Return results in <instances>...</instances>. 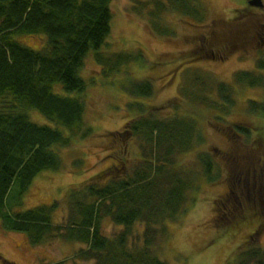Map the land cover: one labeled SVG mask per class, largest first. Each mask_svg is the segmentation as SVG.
<instances>
[{
  "label": "trees",
  "instance_id": "1",
  "mask_svg": "<svg viewBox=\"0 0 264 264\" xmlns=\"http://www.w3.org/2000/svg\"><path fill=\"white\" fill-rule=\"evenodd\" d=\"M113 1L0 0V225L4 231L27 235L33 246L57 238L85 245L75 256L82 261L168 264L160 258L158 249L160 239L168 234V222L186 214L196 202L193 195L199 192L201 179L215 184L223 177L221 166L227 163L229 175L238 174L236 164L240 161L238 155L225 153L226 161L220 165L212 153L201 152L198 168L183 164L184 157L207 142L194 116L180 115L178 106L176 110L165 109L166 116L162 118L150 113L140 101L128 105L137 116L122 131L106 136L113 138V144L137 140L141 149L139 161L132 169L117 163L75 187L65 225L53 222L58 202L25 212L13 211L22 204L21 198L37 176L62 170L59 150H68L75 141L94 135L85 120L86 104L80 98L89 89L80 73L90 53L94 52L104 79L111 81L124 67L143 59L141 53L104 51L111 33ZM133 2L135 11L147 12L153 31L164 37L174 34L165 23L167 13L198 24L208 20L201 0ZM18 36H41L45 44L36 51L18 42ZM220 37L222 34L217 39ZM212 44L206 51H197V57H215L217 52L211 47L216 43ZM257 64L256 70L237 72L235 84L264 88V59ZM208 74L202 70L186 71L181 98L195 106L215 107L217 103L211 96L217 93L224 100L222 109L230 115L236 105L234 88ZM128 93L138 100L149 99L155 90L150 81H137L128 87ZM260 108L263 111L264 105L260 104ZM26 110L39 112L61 129L33 123ZM226 123L230 127L222 131L227 134L228 130L235 137V130L246 136L251 134L252 127ZM100 180L106 183H98ZM109 218L122 228L114 237L102 232L103 222ZM137 224L145 226L142 245L133 242ZM247 247L238 264H264V246ZM0 262L14 264L1 255Z\"/></svg>",
  "mask_w": 264,
  "mask_h": 264
},
{
  "label": "rangeland",
  "instance_id": "2",
  "mask_svg": "<svg viewBox=\"0 0 264 264\" xmlns=\"http://www.w3.org/2000/svg\"><path fill=\"white\" fill-rule=\"evenodd\" d=\"M249 1L201 0L208 11V20L200 24L167 13L165 23L172 27L174 34L164 37L153 31L147 12L135 11L133 0H114L111 33L104 51L141 53L143 59L124 67L111 81L104 79L94 52L90 53L80 73L89 89L79 97L86 104L85 120L94 135L75 141L68 150H59L62 170L37 176L21 198L22 204L13 211L25 212L58 202L53 222L65 225L75 187L117 163L132 169L139 161L141 149L137 140L113 144V138L106 136L122 131L137 116L128 105L140 101L149 107L150 113L162 118L166 116L165 109L176 110L178 106L180 115L194 116L207 142L197 152L184 157L183 164L198 168L201 152L212 153L220 165L222 160L226 161L225 153L238 155L240 161L236 164L238 174L229 175L227 163L221 166L223 177L215 184L201 179L200 190L193 195L196 202L186 214L168 222V234L160 239L158 247L160 258L168 264H238L244 248L264 246V222L261 221L264 218V110L260 108V104L264 105V88L244 87L234 82L237 72L256 70L258 61L264 59V8L251 7ZM220 34L222 37L217 39ZM16 40L36 51L45 44L41 36H18ZM211 44L215 46L211 49L217 52L216 56L198 58L197 51H206ZM195 70L231 84L236 105L230 115L222 109L224 100L217 93L211 96L217 103L215 107L184 102L181 89L185 73ZM137 81H150L154 95L138 100L129 94L128 87ZM25 113L37 125L60 128L35 110ZM227 121L252 127L251 134L246 136L235 130V137L228 130V135L222 131L230 127ZM257 148L263 150L254 153L253 149ZM144 230L143 225L134 226L133 242L142 245ZM121 231L110 218L104 220V235L114 237ZM83 248L86 246L58 238L33 246L27 235L4 231L0 225V255L14 264H95L75 257Z\"/></svg>",
  "mask_w": 264,
  "mask_h": 264
},
{
  "label": "water",
  "instance_id": "3",
  "mask_svg": "<svg viewBox=\"0 0 264 264\" xmlns=\"http://www.w3.org/2000/svg\"><path fill=\"white\" fill-rule=\"evenodd\" d=\"M249 5L251 7H256V8H263L264 7L262 0H250Z\"/></svg>",
  "mask_w": 264,
  "mask_h": 264
},
{
  "label": "flooded vegetation",
  "instance_id": "4",
  "mask_svg": "<svg viewBox=\"0 0 264 264\" xmlns=\"http://www.w3.org/2000/svg\"><path fill=\"white\" fill-rule=\"evenodd\" d=\"M256 32L258 33L259 31L256 30ZM260 35H262V34H260ZM262 40H263V42H264V38H263Z\"/></svg>",
  "mask_w": 264,
  "mask_h": 264
}]
</instances>
